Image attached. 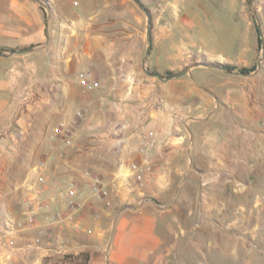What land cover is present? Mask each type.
Returning <instances> with one entry per match:
<instances>
[{
	"label": "crops",
	"instance_id": "0c3cea01",
	"mask_svg": "<svg viewBox=\"0 0 264 264\" xmlns=\"http://www.w3.org/2000/svg\"><path fill=\"white\" fill-rule=\"evenodd\" d=\"M47 4L50 12L37 0H0V50L39 46L0 57V264H62L70 258L82 264V255L87 264H174L187 230L175 232V208L148 206L144 197L152 195L156 202H150L162 207L159 199L179 181L185 199L187 182L197 185L196 208L188 214L197 213L199 221L214 216L215 230L225 220L233 232L234 216H246L247 226L253 216L244 239H214L213 246L231 260L264 264L263 114L250 107L241 121L251 129L239 128L236 97L220 93L219 69L197 67L167 82L149 76L143 64L148 17L133 0ZM151 37V72L168 76L187 66V39L175 46L178 37L161 34L155 24ZM88 71L100 83L91 91L79 80ZM79 111L85 115L77 120L74 144L52 143L53 130ZM150 132L158 145L148 156L138 146ZM249 140H255L251 146ZM41 161L47 162L40 196L45 205L32 190ZM134 162L150 163L159 176L139 187L129 177ZM87 172L109 187L107 200L84 186ZM71 180L80 185L82 207L73 218L54 221L64 206L59 187ZM242 198L246 203L238 202ZM31 213L33 227H16Z\"/></svg>",
	"mask_w": 264,
	"mask_h": 264
},
{
	"label": "rangeland",
	"instance_id": "374dc122",
	"mask_svg": "<svg viewBox=\"0 0 264 264\" xmlns=\"http://www.w3.org/2000/svg\"><path fill=\"white\" fill-rule=\"evenodd\" d=\"M144 1L150 2L148 6L151 9H146L152 18L151 28L155 24L156 31L161 34L173 32L178 37L173 40L175 46L181 41L186 43V39L188 40L189 46L184 44L182 49L187 66L194 62L215 59L239 67H252L257 65L258 60L263 56L262 68L256 75L243 76L221 70L223 79L220 93L236 97L234 111L237 112L239 128L249 131L251 128L241 121V114L254 107L255 111L264 116V55H262V44L259 43L261 37L258 25L251 10V0ZM255 7L264 34V0H256ZM262 126L264 128V123ZM254 141L249 140L246 143H250L251 146ZM190 171L194 172L193 166ZM181 190L182 184L179 181L174 184L168 196L159 199L162 207L148 200L145 201L148 206H156L159 209L175 208L170 217L175 232H180L181 228L187 230L183 240H186V245L181 248L182 240L178 242L179 252L174 264H243V261L237 262L236 259L231 260L230 256L225 255L224 248L220 253L219 249L213 246L214 239L225 244H229L233 238L244 239L245 230L250 227L249 222H255V218L247 216L250 218L247 226L246 216L238 214L234 216L237 217L238 227L233 232L227 229L225 220H222L221 231L215 230L217 226L214 227V216L199 221L197 213L188 214L189 208H196L197 185L187 182L185 190L189 191L190 195L186 199L182 197ZM149 197L152 195L146 194L144 200ZM246 201L242 198L238 202L244 204ZM253 201L254 199H250L251 203ZM226 218L229 220V216Z\"/></svg>",
	"mask_w": 264,
	"mask_h": 264
},
{
	"label": "built area",
	"instance_id": "2783aa9c",
	"mask_svg": "<svg viewBox=\"0 0 264 264\" xmlns=\"http://www.w3.org/2000/svg\"><path fill=\"white\" fill-rule=\"evenodd\" d=\"M79 80L81 86L86 90H94L99 87L100 83L97 81L91 72H82L79 74ZM85 115L84 112L79 111L77 113L76 118L71 120H66L61 122L54 130L51 137L52 143H60L64 146L70 147L74 144V136H75V126L77 124V120L83 118ZM158 142L153 133L144 134L141 136V144L138 146V150L141 153H144L148 156H151L152 151L157 147ZM64 154L62 153L61 156ZM47 162L41 161L39 163L38 169L42 170L41 174L37 179L36 186L32 187V190H35L36 199L39 204L45 205L42 203V199L40 196L45 192V188L47 185V176L44 172L46 169ZM130 176L134 183H136L139 187L144 188L147 184L153 181L156 177L159 176V172L150 164V163H137L134 162L130 166ZM84 186L89 190V192L103 200H107L110 196V189L107 185L103 183V181L93 176L90 172L86 174V183ZM82 194V190L80 189V185L76 180H71L66 184V186L59 187V195L61 200L64 202V206L62 209H57L54 213L53 220L54 221H63L65 219H71L74 217V214L79 211L82 207V202L80 200V196ZM30 196H26L24 199V205L29 208L31 205ZM107 205H110L109 201H106ZM47 205H49L47 203ZM36 223L35 215L33 213L27 216L25 222L15 223L16 227L23 228L24 226L33 227ZM73 259H67L62 264H72Z\"/></svg>",
	"mask_w": 264,
	"mask_h": 264
},
{
	"label": "water",
	"instance_id": "95a60500",
	"mask_svg": "<svg viewBox=\"0 0 264 264\" xmlns=\"http://www.w3.org/2000/svg\"><path fill=\"white\" fill-rule=\"evenodd\" d=\"M133 1L141 8V10H143L146 13V15L148 17V27H147L148 46H147V49H146V53H145L143 64H144L145 72L149 76L156 77L158 80H160L162 82H167V81H170V80L179 79V78H181L183 76L189 75V74H191V71L194 68H197V67L215 68V69H219V70H222V71H226L228 73L238 74V75H243V76H253V75H256V74H258L260 72V70L262 68L263 56L258 60L257 67H256V69L253 72L236 71V70H233L229 64L222 63V62L208 61V60L201 61V62H194V63L188 65L187 67H185L182 71H180V72H178V73H176L174 75H171V76H163V75H161L159 73L151 72L147 68V62L149 60L151 49H152V45H153L152 37H151L152 18H151V15H150L149 11L146 9V7L143 5V3L140 0H133ZM37 2H39L48 12H50V7L47 4V0H37ZM255 3H256V0H251L250 5H251L252 13H253V15H254V17L256 19L257 25H258V29H259V33H260V37H261V44H262V55H264V34H263V31H262V22H261L259 14H258V11H257V9L255 7ZM38 47L39 46H30V47L22 48V49H18V50L1 51L0 52V57L11 56V55H14V54L30 53V52L35 51ZM147 200L151 201V202H156V199L151 198V197H149Z\"/></svg>",
	"mask_w": 264,
	"mask_h": 264
},
{
	"label": "trees",
	"instance_id": "16d2710c",
	"mask_svg": "<svg viewBox=\"0 0 264 264\" xmlns=\"http://www.w3.org/2000/svg\"><path fill=\"white\" fill-rule=\"evenodd\" d=\"M259 43L261 44V39L259 38ZM2 50V49H1ZM0 50V51H1ZM231 66V68L233 69V70H236V71H243V72H253L255 69H256V67H257V65H254V66H252V67H239V66H236V65H230ZM175 73L174 72H170V73H168L167 75L168 76H171V75H174ZM82 258H83V262H82V264H87V262H88V257L86 256V255H82Z\"/></svg>",
	"mask_w": 264,
	"mask_h": 264
}]
</instances>
